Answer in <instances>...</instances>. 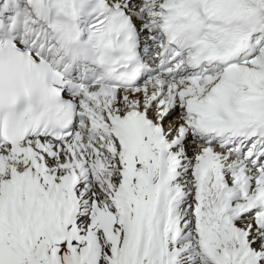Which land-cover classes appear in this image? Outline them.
<instances>
[{
	"label": "snow or ice",
	"instance_id": "snow-or-ice-1",
	"mask_svg": "<svg viewBox=\"0 0 264 264\" xmlns=\"http://www.w3.org/2000/svg\"><path fill=\"white\" fill-rule=\"evenodd\" d=\"M0 264H264V0H0Z\"/></svg>",
	"mask_w": 264,
	"mask_h": 264
}]
</instances>
